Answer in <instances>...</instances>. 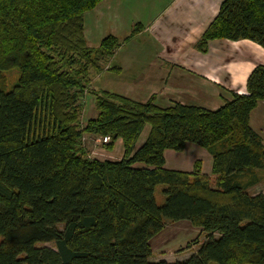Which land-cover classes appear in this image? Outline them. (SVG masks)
I'll list each match as a JSON object with an SVG mask.
<instances>
[{
    "label": "trees",
    "instance_id": "trees-1",
    "mask_svg": "<svg viewBox=\"0 0 264 264\" xmlns=\"http://www.w3.org/2000/svg\"><path fill=\"white\" fill-rule=\"evenodd\" d=\"M100 1L0 0V264H264V195L248 192L264 169L249 121L264 100V64L215 109L92 91L91 69L120 45L111 35L86 45L83 16ZM216 38L264 48V0H222L196 49ZM85 90L97 113L82 123ZM85 135H109L106 150L119 139L120 158L91 156ZM187 142L211 154V176L200 160L191 171L164 166L163 151ZM182 219L205 240L186 259L150 260L149 240Z\"/></svg>",
    "mask_w": 264,
    "mask_h": 264
},
{
    "label": "crops",
    "instance_id": "crops-1",
    "mask_svg": "<svg viewBox=\"0 0 264 264\" xmlns=\"http://www.w3.org/2000/svg\"><path fill=\"white\" fill-rule=\"evenodd\" d=\"M102 1L94 8V15L99 22L102 15L108 13L111 25L108 34L118 40L124 39L126 30L119 31L122 11L126 6L140 8L142 5L143 14L137 11L136 15L150 16V19L145 23L139 21L141 29L131 37L148 33L151 36L143 42L147 47L144 52L137 44L127 46L129 42L125 39L110 60L107 72L102 75V81L108 79L107 85H94V89L114 91L140 102L153 99L157 104L170 105L176 101L215 109L223 103V98L230 97L231 91L245 93L249 72L256 64H264V48L249 39L216 38L208 42L206 52L196 49L198 37L216 15L222 0H109L107 9L102 5L107 0ZM84 35L86 42L92 43L94 36L91 39L86 36L85 26ZM105 35L95 39L100 40ZM148 49L151 55L147 58ZM263 102L261 100L258 104ZM147 132H142L144 136L140 138V135L134 148L141 145ZM88 138L91 141L84 144H95L93 136L88 135ZM119 141L115 140L112 150L107 152L103 146L96 148L100 149L99 153L92 149L94 144L88 146L90 155L100 159L112 158L115 147L116 152L120 151ZM163 156L166 168L182 171H191L194 162L200 160L201 172L211 176V154L197 144L187 142L180 151L165 149ZM151 256L153 247L150 260Z\"/></svg>",
    "mask_w": 264,
    "mask_h": 264
},
{
    "label": "rangeland",
    "instance_id": "rangeland-1",
    "mask_svg": "<svg viewBox=\"0 0 264 264\" xmlns=\"http://www.w3.org/2000/svg\"><path fill=\"white\" fill-rule=\"evenodd\" d=\"M104 1L105 0H103L102 3ZM99 3H97L93 8H91L90 10H87L84 13V16H83V19H84L83 20V23H84L83 33H84V26H85L86 36L89 38L91 36H94V38H92L93 40L101 34L102 35L107 34V35L103 36L100 40H96V39H95L96 41L92 40V43H90V44L88 42H86V45L89 47H96L97 48V46L99 45V43L101 42V40L103 38H105L109 35L113 36L112 34H108L109 31L111 30V25L109 22V15L107 12H105L102 15L101 20L99 22L96 21L97 18L94 15V12H95L94 8ZM108 3H109V0H107L106 3H104L102 5H106ZM103 8L107 9V5L104 6ZM141 8H142V5L140 8H137L136 6H129V7L126 6L124 8V10L121 13L122 17H121V21H120V25L122 27L120 28L119 31L122 32V31L126 30L125 37L122 40H118L115 36L114 37L120 42V45L123 43V41H125V39H128L127 42H129V43L127 46H130V44H137L136 46L140 47L139 49H141L144 52V50L147 49V47H144L143 42H145V40H149L148 36H151V33L146 34V36L140 35V36L134 37V38H132L134 34L132 35V37L129 36L130 32L135 28L138 29L137 32L140 31L141 25H140L139 21L142 23H145V21L148 22L150 19V16L147 18V16H143V15L137 16L136 15L137 11H139L140 13L143 14L144 10L143 9L140 10ZM104 9H103V11H104ZM97 11H98V15H99L100 9L98 7H97ZM152 19H153V17H151V20ZM153 28H155V27H152V29ZM84 38H85V35H84ZM139 44H141V45H139ZM118 47L113 50L111 57H108L107 61H103V64L99 62L100 67L98 68L99 69L98 71H94L97 68H92L93 70L91 69L92 80H91L89 86H90L92 91L97 92V91L103 90V89H94L93 86L94 85L99 86L100 84H106L105 82L108 81V79L106 81H102L101 78H102V75L105 74L107 72L108 68L110 67L109 62L113 58ZM146 52L148 53L147 58L150 57V55H151L150 49H148ZM18 75H19L18 70L16 68L10 69V70L5 72L4 81H5L7 88H10L17 81ZM113 78H116V77L113 76ZM96 79H98V80H96ZM103 79H104V77H103ZM104 91L117 93V92L109 91V90H105V89H104ZM81 102H82L83 106H82L81 114H80L79 118H80V121H82V123H84L85 120H87L90 117H94L96 115L97 109H96V105H95V101H94V96L88 90L84 91V95H83V98L81 99ZM164 106H166V105H164ZM253 111H252L253 115L251 113L250 119H249L250 125L254 130L259 131L258 133L262 136L263 141H264V102L259 103L258 106H256L255 109H253ZM145 126H147L148 128L144 129L145 128L144 127L142 132L144 130H145V132H146V130L147 131L149 130V126L148 125H145ZM142 132L140 134L141 137L139 136L140 138H142V136H144V133L142 134ZM92 136L93 135H91V137ZM93 138H94L93 141H95L96 136L95 137L93 136ZM83 139H84V142L87 140L91 141V140H89L88 135H85L83 137ZM119 142H120L119 143L120 151H117L118 152L117 153L115 150L116 147L114 148L113 154H112V158H114V159L120 158V155L122 152L121 141H119ZM93 144H91V145L89 144L88 146L92 147ZM94 145L95 146L92 149H94L96 153H99L100 149L96 150V148H102V141H100V142L95 141ZM88 151L90 152V149H88ZM104 151L107 152L108 150L104 149ZM257 174H258L260 180L257 183H255L254 185L250 186L248 188V192L251 194L262 193L264 195V169H262L261 171L260 170L257 171ZM160 189H161V186L159 185L156 187V190L154 192L155 200L157 203H161L163 200V196L160 192ZM164 227L165 228H163L160 232L155 234L150 239V246L153 247V256H151V260L157 259L155 261H158V260L163 259L166 261H175V260L186 259L192 253H194L197 250V248L201 245V243L205 240V233L202 232L199 227L193 226L186 219L177 220V221H166V224ZM41 245H47V246L52 247L53 243L52 242H46V243H42ZM210 264H214V263H210Z\"/></svg>",
    "mask_w": 264,
    "mask_h": 264
},
{
    "label": "built area",
    "instance_id": "built-area-1",
    "mask_svg": "<svg viewBox=\"0 0 264 264\" xmlns=\"http://www.w3.org/2000/svg\"><path fill=\"white\" fill-rule=\"evenodd\" d=\"M101 136H99V137H96L95 138V141L96 142H100V141H102V143H106V142H108L109 141V135H105V136H102L101 138H100Z\"/></svg>",
    "mask_w": 264,
    "mask_h": 264
}]
</instances>
